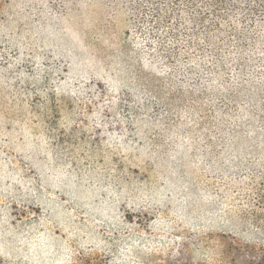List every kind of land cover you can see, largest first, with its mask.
Listing matches in <instances>:
<instances>
[{"label":"rangeland","instance_id":"rangeland-1","mask_svg":"<svg viewBox=\"0 0 264 264\" xmlns=\"http://www.w3.org/2000/svg\"><path fill=\"white\" fill-rule=\"evenodd\" d=\"M175 50L151 10L0 0V264H264V80Z\"/></svg>","mask_w":264,"mask_h":264},{"label":"trees","instance_id":"trees-1","mask_svg":"<svg viewBox=\"0 0 264 264\" xmlns=\"http://www.w3.org/2000/svg\"><path fill=\"white\" fill-rule=\"evenodd\" d=\"M106 1L125 10L129 21H136L143 10L155 14L156 20L175 37L176 50L171 54L174 71L181 73L183 64L190 61L193 70L210 71L212 67L206 60L212 57L221 74L230 76L240 69L246 83L264 80V0ZM43 80L39 78V123L47 125L50 136H62L67 130L63 127V96L54 89L48 91ZM68 100L73 102L74 98ZM132 110V118L136 119L137 108ZM126 216L127 223L145 230L153 219L145 212ZM251 261L255 263L257 259Z\"/></svg>","mask_w":264,"mask_h":264}]
</instances>
